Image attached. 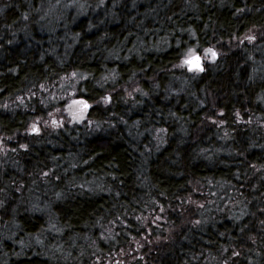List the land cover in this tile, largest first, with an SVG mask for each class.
<instances>
[{"label": "trees", "instance_id": "1", "mask_svg": "<svg viewBox=\"0 0 264 264\" xmlns=\"http://www.w3.org/2000/svg\"><path fill=\"white\" fill-rule=\"evenodd\" d=\"M0 149V264H264V0H0Z\"/></svg>", "mask_w": 264, "mask_h": 264}, {"label": "rangeland", "instance_id": "2", "mask_svg": "<svg viewBox=\"0 0 264 264\" xmlns=\"http://www.w3.org/2000/svg\"><path fill=\"white\" fill-rule=\"evenodd\" d=\"M196 54H199L202 56V65H204V59L207 61L212 60L211 56H204L202 54H200V52H198L195 48L189 49L183 56V64L185 65V67L188 69L189 72H193V73H198L201 72L199 70V68L196 69H190V63H188V61H190ZM75 83V82H74ZM73 83V85H74ZM74 88L73 86L69 89L68 94L66 96V101H65V105L63 108V112L65 115H67V121L72 122V124H82L84 122L87 121L86 118V109L83 107L84 104V100H77L74 97ZM1 151V149H0Z\"/></svg>", "mask_w": 264, "mask_h": 264}, {"label": "water", "instance_id": "3", "mask_svg": "<svg viewBox=\"0 0 264 264\" xmlns=\"http://www.w3.org/2000/svg\"><path fill=\"white\" fill-rule=\"evenodd\" d=\"M195 57H199V61L197 62L195 60ZM190 61H192V63H190V69H196V64L198 63L199 64V68H202L203 69V65L201 64L202 63V56L199 55V54H196Z\"/></svg>", "mask_w": 264, "mask_h": 264}, {"label": "snow or ice", "instance_id": "4", "mask_svg": "<svg viewBox=\"0 0 264 264\" xmlns=\"http://www.w3.org/2000/svg\"><path fill=\"white\" fill-rule=\"evenodd\" d=\"M209 51H211V50H209ZM212 55L215 56L216 53L215 52H212ZM195 60L198 62L199 61V57H195ZM188 63H192V61H188ZM196 67L199 68V64L198 63L196 64ZM199 70L200 71H203L202 68H199Z\"/></svg>", "mask_w": 264, "mask_h": 264}]
</instances>
